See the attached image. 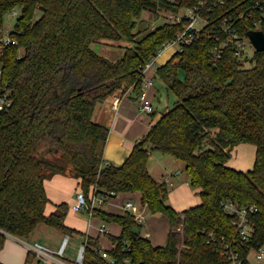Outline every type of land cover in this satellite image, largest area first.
<instances>
[{
	"label": "trees",
	"instance_id": "1",
	"mask_svg": "<svg viewBox=\"0 0 264 264\" xmlns=\"http://www.w3.org/2000/svg\"><path fill=\"white\" fill-rule=\"evenodd\" d=\"M201 1L218 25L227 15L239 16L240 9V34L257 28L251 15L259 12L248 9L251 0H0V28L8 12L21 10L11 31L19 44L0 49L2 81L13 97L12 106L0 112V251L9 234L29 237L42 223L67 235L76 231L66 224L67 202L45 212L50 201L45 180L69 173L87 194L138 191L151 212L169 218L167 243L154 245L130 212L96 208L94 215L122 228L120 235L110 234L114 248L107 250L116 264L126 258L132 264H224L208 235L214 231L232 238L234 216L222 207L228 199L258 206L251 215L250 245L264 244V50H255L246 67L233 42L225 45L226 34L212 24L210 33L203 31L177 49L156 75L178 99L121 165L105 162L110 130L93 120L99 101L132 87L141 94L143 66L187 23L186 18L167 21L139 36L144 10L165 7L178 13ZM259 29L264 31V20ZM103 39L134 45L113 61L90 46ZM215 53L220 57L214 59ZM242 143L256 146L247 171L228 164L233 148ZM154 151L184 162L200 204L182 212L169 204L168 184L148 168ZM181 222L183 232L176 230ZM85 245L84 264H111L96 239L89 236ZM34 258L30 251L28 261Z\"/></svg>",
	"mask_w": 264,
	"mask_h": 264
},
{
	"label": "crops",
	"instance_id": "2",
	"mask_svg": "<svg viewBox=\"0 0 264 264\" xmlns=\"http://www.w3.org/2000/svg\"><path fill=\"white\" fill-rule=\"evenodd\" d=\"M116 41H122V40H116ZM170 48L171 49L175 48L177 51L176 46H170L169 48L159 53V55L156 57V62H155V64L157 63V66L152 72L150 71L151 73L150 75H148V77L151 76L153 77V84L149 86L147 90L149 99L151 100L154 107V110L152 112H145L139 109L138 96L136 92L132 89L126 90L125 92L120 94V102L118 103L117 109H114L113 107V101L115 99V95L112 97H108L104 100H101L97 103L93 113V120L108 126L110 130L106 141V146L104 149L105 162L112 163L115 165L123 164L130 156L134 145L137 142H139L145 134H147L150 128L160 119L162 114L166 111V110L158 111L161 109L160 107L155 105L154 101L158 94L159 89L161 88L164 89L165 90L164 92H166L168 95L170 89L168 88L166 81H164V79H162L161 77H160V84L156 88L154 78L157 72V67L166 64L172 58L171 56L175 53L173 50H171L168 56L164 60H160V57L166 51H169ZM124 52H125V48H124ZM215 130L217 129H214V131ZM230 160L228 162L229 165H230ZM148 168L150 173L157 180H159L157 178L158 176H162L163 181L161 182H166L168 184L170 189L168 195V202L177 211L182 212L185 209L198 205L202 202V198L199 194V189L194 188L191 185L188 176L186 175L185 176L186 178H180L183 173V170L181 168L185 169L184 162L183 163L179 162L178 159H176L175 157H170L168 156V154H163L154 151L150 154V158L148 161ZM45 188L47 195L50 199L49 202L54 203L53 204L54 206H57V204L62 202H67L69 205V209H71V205L75 201L76 192L78 188L80 189V185H79V180L71 176L70 174H55L54 176L47 178L45 180ZM134 198H138L139 203L133 202ZM128 201H132L137 207V210L141 212L143 215L144 221L142 223V227L140 230L141 234L143 236L148 237L154 245H165L164 242H161L165 236L159 235V233H157L156 235H154L155 239L153 240L152 232L146 229L145 214L150 210L148 206L142 202V196L140 192L138 191L119 192L116 194V196L111 197L108 200V202L104 206V209L110 212L123 214L125 212H128L125 209L126 202ZM47 205H46V209H47ZM50 213H52V211L49 213L46 212V214H50ZM150 213L156 217H160L164 215L162 213H153L151 211ZM86 215L87 216H84V214H78V216L73 215L72 222L67 220L66 218V224L68 226L74 228L76 231H80L84 233L85 241L82 245L86 243L87 238L90 236L91 238L97 240L98 245L100 246L101 249L110 250L114 248V244L110 238V234L116 236L120 235L122 230L121 226L114 222H108L109 227L111 229V233L108 235L100 234L99 227L103 220L96 215L90 216L88 213ZM87 217L89 218L88 222H87ZM167 220H168L167 224L169 228L165 229L164 232L166 233L168 239V232L170 230V221L168 217ZM113 225H116L119 228L118 233L113 232V228H112ZM39 227L40 225H38L36 229H39ZM34 236L35 234L33 235V237ZM66 236H69L70 238V235L66 234ZM35 243L41 244L37 240L34 241V244ZM28 244H33V243L24 241L23 238L9 234L5 241L4 247L0 251V264H30L35 260H37L38 264H41L42 261L37 257L31 259V261H28V254L30 252L28 248ZM78 253L79 252H77V256ZM68 259L71 260L70 258Z\"/></svg>",
	"mask_w": 264,
	"mask_h": 264
},
{
	"label": "built area",
	"instance_id": "3",
	"mask_svg": "<svg viewBox=\"0 0 264 264\" xmlns=\"http://www.w3.org/2000/svg\"><path fill=\"white\" fill-rule=\"evenodd\" d=\"M223 1H220L222 3ZM206 4L200 2V4L186 7L182 13L174 12V18L169 19V22H179L183 18H186L187 23L184 25V30L179 32L175 39L168 43L163 44V50L170 46L179 44L177 49H182L185 44H190L196 36H199L201 32L205 31L210 33V29L207 28L209 24H212L213 28L220 26V31L226 34L224 44L228 45L233 42L235 45V54L240 60H251L253 56H250L249 48H253L255 52L256 48L251 43L249 38L242 36L239 31V25H237L238 19L243 16L240 9H237L239 16L227 15L219 23L215 22L209 14H205ZM18 9L12 10L13 13L18 14ZM249 10H256L258 14H252L251 18L254 20V25L259 29L262 20H264V0H251ZM218 25V26H217ZM12 31V30H11ZM9 31L8 36L0 38V49L7 45H17L19 40L11 34ZM217 39H219L217 37ZM161 50V51H163ZM160 51V53H161ZM220 53L214 54V59L219 58ZM156 57L152 58L143 66V71H148L151 66H154ZM144 73V72H143ZM3 69L0 67V112L8 110L13 104L12 90L9 83H3L2 81ZM153 84V77H145L141 94L138 96L139 109L145 112H152L154 110L153 104L149 99L147 90L149 86ZM120 102V94L115 95L113 101L114 109H117ZM108 193L97 191L94 189L90 194H87L83 189H79L76 193L75 201L71 205V209L74 211L86 212L90 216L94 215L96 208H104L105 204L111 198ZM222 207L226 213L234 216L233 226L234 233L232 238H228L225 235L220 237L214 232H209L208 242H212L216 246V250L220 253L224 264H250L249 255L252 251H255L256 259L260 262H264V244L258 247H252L250 241L254 234V226L251 219V215L256 213L259 208L254 203L241 204L235 200H225L222 202ZM125 209L134 215L135 219L139 223H143V215L137 210V207L132 201L126 202ZM182 217H184L182 215ZM183 222L178 227V230H182ZM99 233L108 235L111 233L109 223L103 220L99 227ZM69 240V236H66L62 246L58 251H53L50 248L41 245L39 243L28 244V248L35 256L42 261L41 264H74L72 260H69L64 256L66 244ZM86 245H82L75 264H84ZM102 257L109 260L111 264H116V259L111 257L107 250L101 249L99 251ZM121 264H132L129 258Z\"/></svg>",
	"mask_w": 264,
	"mask_h": 264
},
{
	"label": "rangeland",
	"instance_id": "4",
	"mask_svg": "<svg viewBox=\"0 0 264 264\" xmlns=\"http://www.w3.org/2000/svg\"><path fill=\"white\" fill-rule=\"evenodd\" d=\"M17 11H18V14L13 13L11 10L10 12H8L5 15L4 25L2 28H0V38L8 36L9 31L14 29V25L16 23L17 17L21 13L20 9H18ZM182 12H183V9L179 10V13H182ZM173 14H174L173 11H171L165 7H160L157 9V11L144 10L142 17L138 21V25L136 28L137 31L138 30L143 31V33H140L139 36H142L143 34L149 32L150 30H153L156 27L164 24L169 19L174 18ZM40 15H41V10L38 9L36 11L35 18L36 19L39 18ZM128 45L132 46V45H134V43L129 42L127 40L116 41V40H110V39H103V40H99V41H93L90 44V46L95 51H97L102 56H104L110 60H113V61L120 59L123 56L124 48H125V46H128ZM175 46L179 47V44L176 43ZM248 48H249L250 56H254L255 52L253 51V48H251V47H248ZM171 50H173L176 53L175 48H172V49L170 48L169 51H166L160 57V60H164L168 56V54ZM173 55L171 57H173ZM242 61L245 62L244 64L246 67L251 66V64H252L251 63L252 61L250 59L248 61L247 60H242ZM175 62L177 64V60ZM156 66H157V63L154 64V66H151L148 71H143L145 77H146V75L148 77V75H150V73L156 68ZM194 75H196V73ZM154 82H155V86L157 88L158 85L160 84V77L158 75H155ZM130 89L134 90L133 87L129 88L128 90H130ZM164 91L165 90L162 88L159 89L158 94H157L155 101H154L155 105L160 107V109H161L158 111L167 110V109L173 107V105L175 104V101H177V99H178V97H176L177 95L175 96V93L172 92L171 90L169 91V95ZM167 107H169V108H167ZM168 156L173 157L169 154H168ZM255 156H256V146L254 144L243 143L241 145L235 146L232 150V157L230 160V166L235 167V168L240 169V170L247 171L253 167L254 161H255ZM179 162L183 163V161H181V160H179ZM181 169L183 170V173H182L180 178H186L185 176L187 174H186L185 169H183V168H181ZM70 175L73 176L72 174H70ZM73 177H75V176H73ZM157 178L159 179V181H163L162 176H158ZM78 190H79V188H78ZM78 190H77V192H78ZM133 202L139 203V199L134 198ZM53 204L54 203H52V202L48 203L47 209H46L47 213H49L51 211L53 212L56 209V206H54ZM78 214H84V216H87L86 215L87 213H85V212L74 211L73 209H70L69 215H67V220L72 222L73 221V215L78 216ZM71 215H72V217H71ZM88 221H89V218L87 217V222ZM167 222H168L167 217L164 215L160 216V217H156V216L152 215L150 213V211L145 214L146 229L150 230L152 232L153 240L155 239L154 235H156L157 233H159V235L165 236L163 238V240L161 241V242H164V244L167 243L166 242L167 236H166V233L164 232L165 229L169 228ZM180 224H179V226H180ZM179 226L176 227V230H178ZM112 228H113V232H115V233L119 232V228L116 225H113ZM178 231L183 232V228H182V230H178ZM34 234H35V236L33 237ZM65 237H66V234L52 228L51 226H49L45 223H42V224H40L39 229H36L32 233V235H30L29 237L23 238V240L30 242V243H33V244H34V241L37 240L41 244H43L44 246L50 248L51 250L58 251L60 249ZM84 241H85V235H84V233H82L80 231H74L70 235L69 241H68L66 248H65L64 256L70 258L74 264L76 263L77 252H79L81 245L84 243ZM249 260H250V264H264V262H260L256 259L255 251H252L250 253ZM30 264H38V262H37V260H35V261L31 262Z\"/></svg>",
	"mask_w": 264,
	"mask_h": 264
},
{
	"label": "water",
	"instance_id": "5",
	"mask_svg": "<svg viewBox=\"0 0 264 264\" xmlns=\"http://www.w3.org/2000/svg\"><path fill=\"white\" fill-rule=\"evenodd\" d=\"M246 35L257 51L264 50V31L262 29H250Z\"/></svg>",
	"mask_w": 264,
	"mask_h": 264
}]
</instances>
